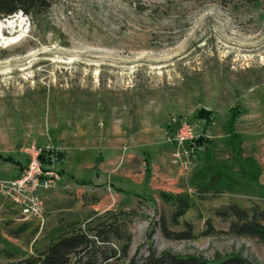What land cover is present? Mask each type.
I'll use <instances>...</instances> for the list:
<instances>
[{"label": "rangeland", "instance_id": "374dc122", "mask_svg": "<svg viewBox=\"0 0 264 264\" xmlns=\"http://www.w3.org/2000/svg\"><path fill=\"white\" fill-rule=\"evenodd\" d=\"M5 19L14 22L5 40L19 39L0 45V154L27 164L21 148L35 140L64 151L66 164L52 165L62 179L39 192L41 217H23L0 189V264L115 219L132 240L127 257L111 264L141 260L149 248L209 260L239 254L264 264V240L200 235L208 219L228 230L229 221L215 215L226 204L264 210V0H57L33 20L22 13ZM232 107L242 110L237 138L225 129ZM201 108L215 116L205 132L210 144L181 170L162 146L171 145L183 117L202 129ZM115 139L122 143L117 161L110 156ZM143 150L161 154L173 183L165 192L189 202L179 224L175 200L165 201L161 189L138 197L114 188L128 179L133 190L142 192L136 182L149 186ZM77 156L87 161L83 174H97L100 185L70 177ZM17 172L0 162V187ZM162 217L173 231L188 222L195 237H165Z\"/></svg>", "mask_w": 264, "mask_h": 264}, {"label": "trees", "instance_id": "16d2710c", "mask_svg": "<svg viewBox=\"0 0 264 264\" xmlns=\"http://www.w3.org/2000/svg\"><path fill=\"white\" fill-rule=\"evenodd\" d=\"M57 0H0V19L8 18L17 13L25 14L28 18L34 19L38 15L45 13ZM255 3L259 0H245ZM242 115V110L238 107L229 109V116L226 121V132L232 137H239L235 131V125ZM196 118L203 121L202 135L195 143L197 149L210 144V140L205 136L206 129L215 121L214 113L205 108L196 112ZM64 153L54 148L51 151L43 152L39 156L44 169L52 168L56 162L62 161ZM0 162H8L18 166L21 171L26 165L12 156H2ZM149 170V168H147ZM86 183V182H85ZM161 197L165 201L175 200V211L172 214V221L180 223V218L189 208V202L181 196L161 192ZM215 215L223 221H229L227 231L216 230L212 221H206L205 230L202 236L214 235L217 233H228L234 235L256 237L264 240V210L253 207L250 210L240 207L235 203H229L216 210ZM115 218V217H114ZM161 231L167 238L176 240H190L195 237L191 224L185 222V229L173 231L167 226L166 219L161 218ZM122 241L120 248L113 247L114 241ZM132 237L127 234L122 224L116 219L114 221H102L86 229L73 230L69 234H62L57 240L52 242L45 250L37 255L29 256L13 262L11 264H111L112 261H121L128 255ZM122 264H254L242 255H231L218 257L209 260L201 255L188 254L179 255L171 251L157 253L149 248L148 254L139 260L136 256L130 258L127 263Z\"/></svg>", "mask_w": 264, "mask_h": 264}, {"label": "built area", "instance_id": "2783aa9c", "mask_svg": "<svg viewBox=\"0 0 264 264\" xmlns=\"http://www.w3.org/2000/svg\"><path fill=\"white\" fill-rule=\"evenodd\" d=\"M202 135L204 134L199 123L184 117L176 121L169 137V142L173 147V164L181 170L188 171L197 152L195 141ZM54 148L52 144L40 145L35 140L27 142L21 148L28 158L24 170L17 177L1 182V191L25 218L41 217L43 205L39 192L55 186L62 179V175L53 168L44 169L39 159L41 153Z\"/></svg>", "mask_w": 264, "mask_h": 264}, {"label": "crops", "instance_id": "0c3cea01", "mask_svg": "<svg viewBox=\"0 0 264 264\" xmlns=\"http://www.w3.org/2000/svg\"><path fill=\"white\" fill-rule=\"evenodd\" d=\"M121 144L122 143L118 139H115V143L112 144V146H111L112 147L111 148L112 149V154L110 153V156H114L113 157L114 160H116L117 156H119V153L117 152V150H119V147H120ZM162 147H163V149H166V151H169L170 149L173 150L172 145H170V146L164 145ZM62 152L64 153V151H62ZM143 155H144L143 159H144V164L146 165V169L149 168V170L147 169L148 170L147 171L148 174H150L149 176H150V180H151V183L149 184V186L144 188V185L141 182H140V184H139V182H136V183H138L137 186L138 187L140 186V189H142V192L136 191V190H133V189L129 188V187L135 186V185H134V183L133 184L128 183V180H129L128 179V180H126V183L122 184L121 186L120 185L114 186V188H115V190L117 192L122 193L124 195H128V196H138L139 197V196H141L142 193H144V191H145V193H148L149 192V188L150 189H158L159 188V189H161L164 192L171 190V188H172L171 184H173V183H171V181H170V179L168 177L169 175L163 170V164H161V160H162L161 154L159 152H156V153L152 154L151 151L143 150ZM80 156H81V154H80ZM80 156H77V159H76L78 161V163L75 162V164L69 166V168H68L72 172H76L75 174L69 172L70 173V177L74 181H76L77 183L82 184V185L95 186V187L100 185L99 184L100 180L96 176L97 174H92V175L83 174V172L81 171V164L80 163H82V162H86L87 163V161L84 159V157H80ZM130 156H133V154L130 155ZM128 158L130 159L129 156H128ZM59 163L66 164L65 153H64L63 160L60 161ZM86 163H85V165H86ZM23 165H26V164H23ZM15 167H16V169H18L17 174L19 175L21 170H20V168L18 166H15ZM67 167H68V165H67ZM113 183H115V182H113Z\"/></svg>", "mask_w": 264, "mask_h": 264}, {"label": "bare ground", "instance_id": "6f19581e", "mask_svg": "<svg viewBox=\"0 0 264 264\" xmlns=\"http://www.w3.org/2000/svg\"><path fill=\"white\" fill-rule=\"evenodd\" d=\"M13 23H14L13 21H9L7 19H5L4 21L0 20V45L13 43L19 39V37H16L13 38L12 40H5V38L3 37L4 28L13 27L14 26Z\"/></svg>", "mask_w": 264, "mask_h": 264}]
</instances>
